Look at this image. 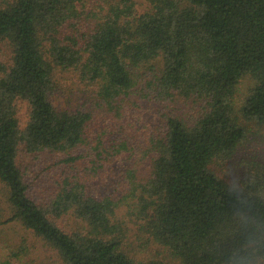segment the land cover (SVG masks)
I'll return each mask as SVG.
<instances>
[{
  "label": "trees",
  "instance_id": "obj_1",
  "mask_svg": "<svg viewBox=\"0 0 264 264\" xmlns=\"http://www.w3.org/2000/svg\"><path fill=\"white\" fill-rule=\"evenodd\" d=\"M252 123L264 0H0V235L30 231L38 264H264V154L217 171ZM41 153L37 194L18 158ZM32 247L0 240V264Z\"/></svg>",
  "mask_w": 264,
  "mask_h": 264
},
{
  "label": "rangeland",
  "instance_id": "obj_2",
  "mask_svg": "<svg viewBox=\"0 0 264 264\" xmlns=\"http://www.w3.org/2000/svg\"><path fill=\"white\" fill-rule=\"evenodd\" d=\"M249 79H245L244 84L242 85L243 92L246 90V87L248 85ZM155 102H146L143 105L142 113L143 115H150V113L153 111H149L151 108H155ZM158 105V104H157ZM157 108V107H156ZM18 115L20 118L21 123H24L27 119V107L25 104H21ZM252 127H254V134H249V139L245 141V144L242 145V147L239 148L238 152L228 161L223 163L221 166H219L217 171L221 173V175L226 177H237L239 176V172L242 170L243 165L245 162L242 158H251L256 155L258 157L262 156L264 154V126H256L253 123L250 124ZM52 159V154L50 153H41L40 155L34 156L29 155L27 157H19L18 163L20 165H27L29 169V174L33 171H42L40 177L37 178V180L34 182L33 189L35 193H39L40 187H44L43 184L40 183H48L49 180L52 179L53 175L55 176L56 173V165L51 166L48 171H44V169L48 165H52L50 161ZM122 164L120 161L116 158L113 162L109 164L107 167V171L103 172L101 176L97 179H94L93 183L100 189L102 185H107L112 183L115 179H117V171L119 166ZM221 170V172H220ZM1 184H0V198L3 199V191H1ZM105 188V187H103ZM39 191V192H38ZM3 204V202H2ZM62 225L65 224V222H61ZM27 237L28 244L32 245V243H35L36 247L33 248V252L27 255V264H38V262H48L45 259L44 256V247L41 245V243H37L36 237H34L30 231H25L24 228L18 224V223H8L3 226L2 234L0 235V240L3 239V241L10 242V241H19L21 237ZM35 259L32 261V259Z\"/></svg>",
  "mask_w": 264,
  "mask_h": 264
}]
</instances>
